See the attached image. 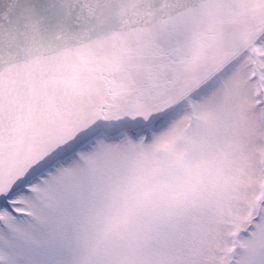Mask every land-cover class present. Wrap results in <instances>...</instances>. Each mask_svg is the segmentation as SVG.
Listing matches in <instances>:
<instances>
[{"label": "snow or ice", "instance_id": "6c2138e0", "mask_svg": "<svg viewBox=\"0 0 264 264\" xmlns=\"http://www.w3.org/2000/svg\"><path fill=\"white\" fill-rule=\"evenodd\" d=\"M0 264H264V0H0Z\"/></svg>", "mask_w": 264, "mask_h": 264}]
</instances>
